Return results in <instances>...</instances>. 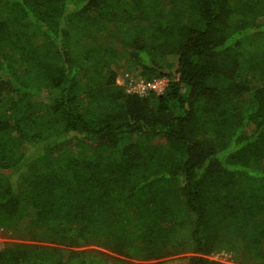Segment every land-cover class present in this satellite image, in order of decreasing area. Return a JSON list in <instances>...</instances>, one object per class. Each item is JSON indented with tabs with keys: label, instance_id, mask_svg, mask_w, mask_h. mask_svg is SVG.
Here are the masks:
<instances>
[{
	"label": "trees",
	"instance_id": "16d2710c",
	"mask_svg": "<svg viewBox=\"0 0 264 264\" xmlns=\"http://www.w3.org/2000/svg\"><path fill=\"white\" fill-rule=\"evenodd\" d=\"M0 231V264H264V0H0Z\"/></svg>",
	"mask_w": 264,
	"mask_h": 264
},
{
	"label": "rangeland",
	"instance_id": "374dc122",
	"mask_svg": "<svg viewBox=\"0 0 264 264\" xmlns=\"http://www.w3.org/2000/svg\"><path fill=\"white\" fill-rule=\"evenodd\" d=\"M119 76H120V77H118L117 82H118L119 84H121V85H122V84H125V77H127V76H126L125 74H123V73H121ZM166 84H167V80H166L165 78H162V79L160 80V88H159L160 91H158L157 93H161L162 90L166 87ZM127 88H128V87H127ZM10 241H13V240L10 239L9 236H8L7 234L2 233V232L0 231V244H2V243H6V242H10ZM183 256H187V254H185V255H180V256H176V257H183ZM176 257L167 258V259H165V261H169V260L174 259V258H176ZM209 259L214 260V261H218V262H220V263H222V264H235V263L233 262V260H232V254H227V253H222V252L210 256ZM131 261L134 262V263H138V262L135 261V260H131ZM163 261H164V260H163Z\"/></svg>",
	"mask_w": 264,
	"mask_h": 264
},
{
	"label": "built area",
	"instance_id": "2783aa9c",
	"mask_svg": "<svg viewBox=\"0 0 264 264\" xmlns=\"http://www.w3.org/2000/svg\"><path fill=\"white\" fill-rule=\"evenodd\" d=\"M160 80L161 79H153L151 81H145L139 79L138 82L130 80L128 84V91L139 95H144L149 91H155L157 93L158 91H160Z\"/></svg>",
	"mask_w": 264,
	"mask_h": 264
},
{
	"label": "clouds",
	"instance_id": "9594fccd",
	"mask_svg": "<svg viewBox=\"0 0 264 264\" xmlns=\"http://www.w3.org/2000/svg\"><path fill=\"white\" fill-rule=\"evenodd\" d=\"M128 89V88H127Z\"/></svg>",
	"mask_w": 264,
	"mask_h": 264
}]
</instances>
